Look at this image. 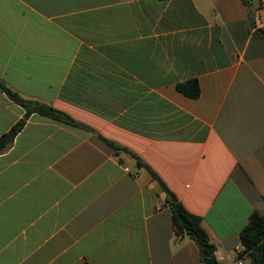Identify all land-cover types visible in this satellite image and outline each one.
<instances>
[{
    "label": "crops",
    "instance_id": "1",
    "mask_svg": "<svg viewBox=\"0 0 264 264\" xmlns=\"http://www.w3.org/2000/svg\"><path fill=\"white\" fill-rule=\"evenodd\" d=\"M255 29L264 0H0L1 81L77 123L33 112L0 152V264H202L166 189L219 264H252L237 255L264 216ZM191 78L198 98L176 88ZM25 113L0 89V137Z\"/></svg>",
    "mask_w": 264,
    "mask_h": 264
},
{
    "label": "trees",
    "instance_id": "2",
    "mask_svg": "<svg viewBox=\"0 0 264 264\" xmlns=\"http://www.w3.org/2000/svg\"><path fill=\"white\" fill-rule=\"evenodd\" d=\"M255 33L264 40V30L255 29ZM177 90L190 98H198L200 96V84L197 78H191L176 85ZM0 89L3 90L14 102L18 103L26 109V113L7 133L0 137V152L6 149L15 139L16 135L24 127L27 118L33 112L66 122L77 126V123L69 116L62 112L45 105L34 104L22 99L18 94L9 89L0 79ZM101 139L115 148L117 151L122 150L113 142L101 137ZM137 164L141 161L136 158ZM154 178L161 182L158 176L152 172ZM166 189L165 185L162 183ZM171 198L167 199V205L172 213L173 226L176 235L188 237L198 247L200 261L202 264H219L215 257V246L211 243L209 236L202 225V219L193 215L186 210L182 203L167 189ZM242 250L239 251L237 258L242 259L249 256L254 264H264V216L254 212L249 217V221L240 233Z\"/></svg>",
    "mask_w": 264,
    "mask_h": 264
},
{
    "label": "water",
    "instance_id": "3",
    "mask_svg": "<svg viewBox=\"0 0 264 264\" xmlns=\"http://www.w3.org/2000/svg\"><path fill=\"white\" fill-rule=\"evenodd\" d=\"M169 198H170V196H169ZM252 264H254V262L252 261Z\"/></svg>",
    "mask_w": 264,
    "mask_h": 264
}]
</instances>
